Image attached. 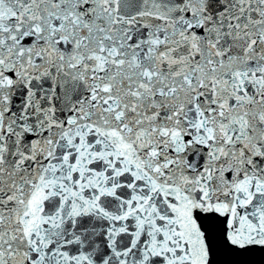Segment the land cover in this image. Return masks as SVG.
Listing matches in <instances>:
<instances>
[{
	"label": "snow or ice",
	"instance_id": "1",
	"mask_svg": "<svg viewBox=\"0 0 264 264\" xmlns=\"http://www.w3.org/2000/svg\"><path fill=\"white\" fill-rule=\"evenodd\" d=\"M0 264H264V0H0Z\"/></svg>",
	"mask_w": 264,
	"mask_h": 264
}]
</instances>
